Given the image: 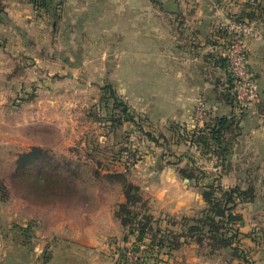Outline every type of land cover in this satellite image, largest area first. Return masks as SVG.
<instances>
[{"label": "crops", "instance_id": "0c3cea01", "mask_svg": "<svg viewBox=\"0 0 264 264\" xmlns=\"http://www.w3.org/2000/svg\"><path fill=\"white\" fill-rule=\"evenodd\" d=\"M50 1L54 4V33L61 31L62 45L105 47L99 54H83L77 59L82 75L91 78L94 73L99 81L93 82L98 87L95 83L77 87L76 75L73 79L65 78L73 82L71 86L64 83L57 88L54 85V111H57L56 106L62 105L63 97L59 94H66V99L73 98L74 94L77 99L81 95L75 92H88L82 98L86 100L84 107L67 112L70 116L67 135L74 138L75 131L82 130L83 125L89 128L93 124L94 129L102 130L99 132L104 134L98 136V148L104 150L102 160L108 170L99 168L100 173L123 171L119 159L124 151L121 146L135 147L136 160L128 178L139 186L149 212L167 227H172L169 220L194 216L204 207L198 185L215 182L223 188L237 186L241 189L251 185L255 198L236 206L242 216L239 230L253 264H264V4L259 0L258 6L247 4L245 0ZM30 10L33 8L25 0H0L1 45H10V31L13 35L15 30L14 40L19 39L16 44H23V30L29 23L25 13ZM235 13L246 16L254 31L245 39V47L247 67L257 83L259 99L248 105L236 101L231 104L225 97L226 93L232 95L231 88L228 89L225 58L230 37L228 27L236 19ZM89 62L95 63L94 70L88 69ZM108 84L134 116L139 117L141 130L129 122L110 128L106 119L112 112L113 102L107 90L102 89ZM0 85L7 88L10 81H1ZM101 96L108 98L102 100ZM95 98L106 103H92ZM198 99L204 103L202 118L194 113ZM2 102L0 100V105ZM91 104L97 105L92 111L89 110ZM90 113L103 115L105 122L92 121L88 117ZM222 115L238 116L239 122L236 129L227 131L232 153L220 165L214 161L218 155L209 130L216 117ZM144 131L150 132L157 142ZM199 136L206 139L210 148L204 147ZM86 138L83 135L80 144L91 151L93 146ZM73 154L63 155L74 164L77 157ZM85 157L82 166L86 168L88 159ZM199 170L203 176L197 185L193 175ZM116 188L118 192L114 197L98 201L80 215L69 216L66 225L54 226V247L51 246L47 256L42 252L41 243L23 247L17 240L20 232L8 230L10 225L2 216L0 264H116V254L111 249L127 246L135 240L130 236L127 242L122 241L124 230L113 211L125 197L120 187L116 185ZM234 263L243 264L235 260L228 263L209 259L196 252L194 242H186L173 250L171 257L164 256L161 262L148 259L145 264Z\"/></svg>", "mask_w": 264, "mask_h": 264}, {"label": "rangeland", "instance_id": "374dc122", "mask_svg": "<svg viewBox=\"0 0 264 264\" xmlns=\"http://www.w3.org/2000/svg\"><path fill=\"white\" fill-rule=\"evenodd\" d=\"M25 1L32 6L33 11L25 13L29 23L28 27L23 30L25 35L23 44H16L19 39L15 38L14 40L17 30L13 35L10 31L11 40L6 38L10 45L0 44V82L10 81L7 88L0 85V88H5L4 91H0L3 93L0 97V100L3 101L0 105V221L3 216L5 219L2 220L10 225L8 230L20 232V238L18 237L17 240L21 241L23 247L41 243L42 252L47 256L51 246L54 247V226L57 224L66 225L65 221L69 216L80 215L82 210L92 209L98 201L112 197L118 192L116 185L120 187V184L117 180L110 181L95 175L94 171H98L99 168L101 170L107 168L105 161L102 160L104 150L98 148V136L104 134L99 132L102 130L94 129L93 124H90L89 128L83 125L82 130L75 131L74 138L67 135L69 131L66 132V125L70 122L67 112H71L70 109L84 107L86 100L82 98L88 95V92H83V94L75 92L77 93L75 95H81L77 99L74 94L73 98L69 99H66V94H59L60 97H63L60 101L62 105L60 108L56 106L57 111H54V94H56L54 85H57V88L64 83H68V86L73 85V82L71 84L68 79H65L69 76L70 79H73V75L78 76L77 87L99 81L94 73L93 77L85 78L80 71L81 67H78L80 61L77 59L83 54H99L100 49L105 47L62 45L61 35H59L61 31L54 33V4L52 1L37 0L38 6L42 2L44 5L47 4L39 7L33 6L29 0ZM246 1L247 4L251 2L256 6L259 2L264 4V0ZM234 17L248 22L246 16L243 18L244 16H238L235 13ZM244 48L246 50L245 40ZM75 55L76 58H74ZM69 57L72 61H62ZM89 64L88 69L94 70L95 63L89 62ZM70 73L72 75H69ZM94 85L98 87L97 83ZM91 88V91H94V87ZM79 97L80 100H78ZM92 98L94 99V97ZM99 101L104 102L100 99L97 101L96 98L91 100L92 103ZM96 107L97 105L91 104L89 110L92 111ZM90 116L88 117L92 121H97L100 124L105 122L103 115L90 113ZM233 117L236 119L238 116ZM86 129H89L88 133L85 132ZM83 135L93 146L91 151L80 144L82 140L79 139H82ZM226 140H231V137ZM32 147L43 150L40 161H35L36 164H29L27 167L19 165L16 161L18 157L22 153L30 151ZM121 147L124 150L128 148L133 150L134 160H136L135 147ZM118 149L120 150V148ZM69 153H74L73 155L77 157L74 158V161L80 163L76 169V175L65 169L67 163L63 161V157L67 158V156L63 154ZM89 153L93 154L87 157ZM83 156L87 157L85 158L89 162L87 161L86 165L89 168L82 166L84 164L82 163ZM54 161L59 162L58 169L63 170L59 176L60 182L56 184L57 186H54V181L45 186L37 184L32 172L40 167L43 175L54 179ZM214 161L220 165L225 163L221 164L218 157ZM71 164L74 166L73 163ZM26 169L29 172H24ZM27 232L28 234H23ZM131 244L114 246L111 249L116 254V264H118L119 250L122 247H131ZM139 247L145 248V246ZM142 254L146 258L145 263L148 259L156 260L151 254ZM209 259H221L228 263L232 261L225 258L223 254ZM156 261L159 262V260ZM235 261L236 263L241 262Z\"/></svg>", "mask_w": 264, "mask_h": 264}, {"label": "trees", "instance_id": "16d2710c", "mask_svg": "<svg viewBox=\"0 0 264 264\" xmlns=\"http://www.w3.org/2000/svg\"><path fill=\"white\" fill-rule=\"evenodd\" d=\"M29 1L35 7L47 5H44V2H42L38 6L36 4L37 0ZM236 20L239 19L236 18ZM225 59L227 62V57ZM228 77V89H230L233 83L230 74H228ZM102 89L107 90L108 97L113 102L112 112L106 119L110 122V128L120 127L124 123L129 122L141 130L139 117H135L129 109V106L115 95L112 86L109 84L104 85ZM108 97L101 96L100 99L103 100ZM225 97L231 104L235 101L234 96L229 93H226ZM238 122V119H235L233 116L222 115L216 117L214 126L209 130L210 138L216 144L214 152L218 155L221 164L232 153L231 142L226 140L227 131L231 128L236 129ZM143 133L148 138L157 142L150 132L144 131ZM199 138L200 142L207 148L208 143L206 139L202 136H199ZM42 155L43 150L32 147L30 151L22 153L16 161L19 165L27 167L29 164H34L35 161H40ZM63 161L67 163L65 169L70 170L73 175H76V169L80 163L75 162L74 166H72L71 163L73 162L64 157ZM58 167H60L59 162L54 161V179L43 175L40 167L33 171L32 173L37 184L45 186L54 181V186H57L56 184L60 182L59 176L63 172ZM26 171L29 172L27 169L24 170V172ZM94 172L95 175L101 178L110 181L117 180L120 184V190L125 197L122 202L117 203L113 215L120 222L124 230L122 241L127 242L130 236H134L135 240L131 244V247H122L119 250L118 264H127L125 252L128 249L136 250L143 243L145 248L142 249V253L147 255L151 254L156 260L161 262L164 260V256L171 257L173 250L179 248L186 242H194L196 244V252L207 258H213L214 256L223 254L229 260H239L243 264H253V261L248 256V250L241 242L243 235L239 228L242 216L236 211L238 203L251 201L255 198V190L251 185L246 189H241L237 186L223 188L215 182L200 186L197 182L203 176V172L199 170L193 177H195L196 184L204 200V207L194 216L180 218L178 220L179 222L174 219L169 220L168 222L172 227H167L162 224L161 219L155 218L149 212V207L142 196L139 186L131 182L128 178V169L106 173ZM187 176L191 177L192 175L188 174ZM175 225L176 228H173ZM145 259L143 255L142 261L135 264H145Z\"/></svg>", "mask_w": 264, "mask_h": 264}, {"label": "built area", "instance_id": "2783aa9c", "mask_svg": "<svg viewBox=\"0 0 264 264\" xmlns=\"http://www.w3.org/2000/svg\"><path fill=\"white\" fill-rule=\"evenodd\" d=\"M228 31L230 37L228 39L226 57L229 74L233 83L231 92L237 103L248 105L259 99L258 86L253 75L248 70L246 50L244 48L245 38L254 33L253 27L247 21L233 19L230 22ZM194 111L196 117L202 118L204 115V103L202 99L197 100ZM120 159L124 168L123 171L129 169L135 161L134 151L130 150V148L125 149ZM125 255L127 264L141 262L143 258L142 247L136 250L128 249Z\"/></svg>", "mask_w": 264, "mask_h": 264}]
</instances>
